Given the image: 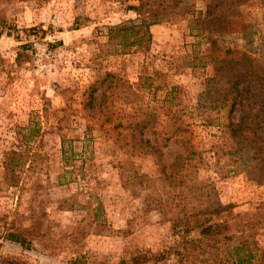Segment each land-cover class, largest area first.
Returning <instances> with one entry per match:
<instances>
[{
	"label": "rangeland",
	"instance_id": "obj_1",
	"mask_svg": "<svg viewBox=\"0 0 264 264\" xmlns=\"http://www.w3.org/2000/svg\"><path fill=\"white\" fill-rule=\"evenodd\" d=\"M144 1L0 0V264H172L185 241H206L176 234V180L160 175L182 152L162 133L180 124L221 206L212 222L249 224L247 241L264 247V178L241 171V137L226 128L241 116L240 97L227 119L241 77L264 83V0H189L185 17L163 10L149 44L119 47L112 29Z\"/></svg>",
	"mask_w": 264,
	"mask_h": 264
},
{
	"label": "trees",
	"instance_id": "obj_2",
	"mask_svg": "<svg viewBox=\"0 0 264 264\" xmlns=\"http://www.w3.org/2000/svg\"><path fill=\"white\" fill-rule=\"evenodd\" d=\"M188 1L145 0L137 6L130 7L135 12L136 18L129 20L127 24L112 29L113 33L122 34L123 43H120L119 47L143 48L141 42L150 43L149 27L162 22L164 13H170L173 17H185L189 5L192 4ZM228 1L239 4L243 0ZM159 8L160 11H152ZM165 9H168L169 12H164L163 10ZM252 62L254 63V59L251 58L249 53H241V64L251 69ZM242 71L243 69H241ZM243 79L241 77V91L234 89L235 92L229 96V101L227 100V119L230 120L236 101L240 97L241 116L236 124H232L229 121L226 128L228 136L231 139H235L236 143L240 142L239 138L241 137V146L237 148L239 158L241 156V171L246 170V166H252L253 168H258L260 176L264 178V94L261 91L264 88V83L259 74L254 75V77L251 76L245 81ZM96 85L97 83L88 87L89 93L86 97V108H91L92 106L93 94L98 89ZM162 135L166 142L173 138L174 143L182 150L168 166V173L161 170L160 174L167 182L176 180L173 186L177 187L178 194L175 196L182 203L179 211H177L180 217L174 219L172 226L181 230L176 233L181 232V239H184L186 234L197 231L202 240H206L203 243H201L200 239L185 241L181 248L182 251L175 252L174 256L177 261L172 264H182L181 262L187 264H264V247L257 248L251 245L247 241V236H244V232L251 229L252 226L246 223L241 224V231L232 233L230 231L231 227L237 228L238 223L212 222L211 216L215 215L221 206L218 199L214 196L212 185L199 181L194 175L201 158L200 153L195 152L190 145V131L187 130L185 125L182 126L180 124L175 126L173 130L164 131ZM148 148L151 155H156L157 150L152 145L148 146ZM10 162L7 158L4 164L5 171L10 167ZM198 190L204 192L205 203H207L205 209L199 207L196 210V208L189 205V199ZM212 194L213 198H211ZM208 202L212 203L209 204ZM151 203L153 207L155 206L161 212H164L165 207H169V202L162 203L160 199L154 197L151 198ZM176 205L177 203L174 206ZM96 222L97 225L101 224V222ZM104 225L101 224V226ZM6 239L20 245L25 242L15 233H9ZM117 264L128 263L125 260H120Z\"/></svg>",
	"mask_w": 264,
	"mask_h": 264
}]
</instances>
